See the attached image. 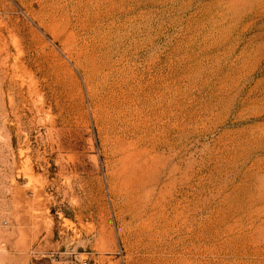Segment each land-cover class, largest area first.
<instances>
[{
  "label": "rangeland",
  "instance_id": "obj_1",
  "mask_svg": "<svg viewBox=\"0 0 264 264\" xmlns=\"http://www.w3.org/2000/svg\"><path fill=\"white\" fill-rule=\"evenodd\" d=\"M264 264V0H0V264Z\"/></svg>",
  "mask_w": 264,
  "mask_h": 264
},
{
  "label": "built area",
  "instance_id": "obj_2",
  "mask_svg": "<svg viewBox=\"0 0 264 264\" xmlns=\"http://www.w3.org/2000/svg\"><path fill=\"white\" fill-rule=\"evenodd\" d=\"M81 264H94V263H92V262H90V261H87V260H83V261L81 262Z\"/></svg>",
  "mask_w": 264,
  "mask_h": 264
}]
</instances>
